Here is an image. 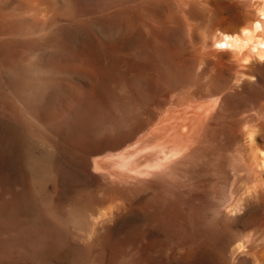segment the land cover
I'll return each instance as SVG.
<instances>
[{"label":"rangeland","instance_id":"rangeland-1","mask_svg":"<svg viewBox=\"0 0 264 264\" xmlns=\"http://www.w3.org/2000/svg\"><path fill=\"white\" fill-rule=\"evenodd\" d=\"M0 2H2V1H0ZM84 2L86 4L81 11V14L79 16V18H81V19L78 22L76 27L69 26L66 24H64V25L60 24V26H57V28L48 30L51 27L52 22L54 21V18H53L54 15H59V16L62 15L63 16L66 14V12H64L62 7L57 5L56 7L51 8L49 10V12H51V13L46 14L48 16H46L44 18L45 21L43 20V18L41 21L39 19H34V20L30 21L31 24H29V25L31 26L33 24L32 27H35V28L31 27L32 29L29 30V28H30V26H29V28L28 29L26 28V30H25V32H27V33L26 34H24L25 32L23 33L24 38L27 34L29 35L28 37L30 38V40H29L30 42H28V41H22L21 42L20 41L17 43L14 42L15 43L14 44L12 41H10L12 45H15V46H13L15 48H13L11 46V44L10 45L8 44L9 42L4 44L5 41L4 42L0 41V44L3 43L5 45V46L1 45V48H0V53H1L0 54V149H1L0 150V255H1L0 256V258H1L0 264H3V262H4V264H198V263L199 264H209V263H211V264H223L224 262H225L224 264H232V262L230 263V261L228 262V260L233 261V259H231V258H234L235 255H233L232 251H234V254H235V252H236L235 248L236 247H233L235 250H233V248H232V251H231L232 253L230 252L231 255H228L230 253H227V254L223 253L222 250L219 251L221 249V244H223L225 239H233V237H235V239H233V240L237 239L236 245L240 242V243H244V244H246V246H248L249 243L248 242L245 243V242L248 241L249 240L248 237L253 236L252 233H254V236H257V237L259 236L258 237L259 239L256 238L257 240L255 238H253V239H255L253 241L254 242L256 241L255 245H257L259 248H261L262 246L264 247V243H263L264 242V222H262V221H264V204H263V207H262V205L260 206V203L262 202L261 201L262 198L261 199H259L257 197H256L257 199L254 198L255 196H253L254 194H253V190H252L253 189L252 187H254V186L249 185L250 187L248 189L246 188L247 190H250V188H251L252 191L250 190L247 192L246 189H244L245 191L244 190L240 191L243 194L242 197L248 198V199L247 198L245 199L248 201V202L247 201L245 202L246 206H247V208L245 207V209L246 210L249 209V210L248 211H245V209L242 210L244 213L242 211L241 212L244 215L239 213L236 217H234V218H237L238 216H240V217H238L237 220L235 219L236 221L234 220L233 217H231L232 215L230 216L226 212L228 209L230 210V207H229L230 204L228 202H225L227 196L225 197L224 194H226V193L222 192V187H221L222 183H224V185H222V186L225 187L227 185L226 187L228 188V185L230 184L228 182V180H230V179H227L226 177L232 175V177L230 176L231 180H232V178H233V180L236 179L234 181L233 180L230 181L232 186L230 184L228 189L227 188L223 189L224 191L228 190L227 191V195H228V193H230L231 190L235 189V187L236 188L238 187V185H236L237 180H238V182L240 181L239 179L234 177L235 175H234L233 169H232V168L235 169L236 164H237V162H236V160L238 158L237 157V155H238L237 151H238V148L240 145V142L238 140L241 139V135H242L241 134L242 132H240V131L244 130V128H242V130H240L241 127H239V123L243 121L240 124L244 123L245 128L255 126L257 123L261 126H264L263 125L264 124V120H263L264 119V115H263L264 114V85L262 83H260L261 82L260 80L264 81V57L259 56L260 57L259 58L257 56L258 59L256 57V59H257L256 60L255 59L256 55L254 53L255 56H253V58H251L252 54H250L251 52H250L249 48H247L245 51V53L247 55L246 57H248V58L250 57L249 60L247 59V62L251 61L250 63H252L251 59H253V62H254L253 64H255V65L251 64L250 65L251 68L248 65L249 63H247V66L249 67V69H247V66L245 63L246 61L244 62V64H243V62H241L239 64L236 62H231L226 58L224 61L225 65L222 66L223 69H221L219 66L217 67V65L215 64V65H212L211 67H209L207 69L200 70V72L197 73V72L193 71L189 66L179 65L180 61H184L182 58L183 57L182 54H185V51H183V49H181V48H178V49L176 48L177 55H176L175 59L172 61L171 72L168 73L165 69L166 63L163 62L162 60H160V58H158V59L155 58V56L153 55L152 48L150 47V45L147 41L145 31L138 28V27H135V26H137L135 24L132 25V26H134L133 29L135 30V34L138 37L137 38L134 34V30L132 32V30L130 29V25L133 24L132 19H131V14H134V16L138 17V19L141 23H146V22L149 23L151 21L152 22L150 24L154 23V19L149 14L147 6H143V5H142V7L140 6V4L143 2V0H132V2H129L127 0H107L104 3L97 1V0H88V1L85 0ZM4 3H5V1L3 2V4L0 3V4H2V5H0V7H1L0 9H2V12H3V6H4L5 12H3V13L7 14L8 13L7 11L11 10V3L7 2V4H9V6H7V4L5 6ZM136 4H138L139 6ZM5 7L7 10L5 9ZM251 10H252V8H249V11H251ZM10 12L8 14H11ZM173 13H174V11L172 9L163 8L158 13V19H160V22L163 24L167 23L169 21V19L171 18V16L173 15ZM50 15H52V16H50ZM104 15L109 16L107 20L102 19V17ZM124 17H126V18H124ZM130 20H131V24H130ZM208 20H209V18L206 15V13L204 15H202L199 19V22L197 24L196 29L192 33V35H193L192 43L193 44H191V46L193 45L192 47L194 48V50H196L195 49L196 47L199 50L201 49V48H199V47H201V43H202L201 39H199L201 37V35L205 34V32H209L210 30H212ZM120 22H122V23H120ZM45 23H46V25H45ZM116 23H117V25H116ZM123 23H124V26L121 25ZM116 26H117V28L124 30V31L121 33V30L117 29ZM132 26H131V28H132ZM113 27H114V29H113ZM126 27H127V29H126ZM122 28H124V29H122ZM27 30H29V31H27ZM31 31H33V32H31ZM107 31H108V33H107ZM119 31H120L121 35L118 33ZM110 32H112L113 34H115L117 32L118 35H120V36H116L117 35V33H116L114 38H113V35ZM124 32H125V34H124ZM31 33H33V35ZM44 33H46L44 36L45 40L43 38H39L40 37L39 35L44 34ZM47 33L49 36L47 35ZM199 33H202V34L199 35ZM123 34H124V36H123ZM131 34L133 36H130ZM140 34L142 35L141 37H140ZM107 36L109 37L110 40L108 39ZM111 36H112V38H111ZM36 37L39 38V41H35ZM117 37H119V38H117ZM131 37H133L134 39L132 38V40H130ZM103 38L108 39V41L110 43V50L105 57H103L104 51H103L102 45H101ZM162 38H163V42H166V40L168 39V37L166 35H164ZM40 39H42V40H40ZM111 40H112V43H111ZM129 40H130V42H129ZM122 41H124V42H122ZM118 42H119V44L117 46ZM7 44L12 49H16V50H12L10 47L7 46ZM26 46H27V48H26ZM121 46H123V48H120ZM86 48H89L90 50L93 51V53L95 54V58L97 61L98 68L106 76V79L103 82H100V86L102 87V89H104V93L107 96V102L104 104L99 103L98 101H94L90 97L91 95H89L91 93L90 89L88 87H85L82 84L78 83L76 80V77L68 71V69L73 68V67L74 68H80V66L82 65V61L79 60V59H81L80 55H81L82 50H84ZM17 49H19V50H17ZM24 49L26 51H24ZM41 49H43V50H41ZM118 49L120 50V52ZM124 49H125V51H123ZM129 49H131V50H129ZM6 50L8 52H6ZM143 50H145L144 53H146V54L149 51L148 54H151V55H148V56L145 55L144 53H142ZM199 50H196V51L199 52ZM10 51H11V53H10ZM37 51L39 52V54L36 53ZM115 51H117V53H115ZM128 51H130V52H128ZM161 51H163V48L161 49ZM248 51H249V53H248ZM40 52H41V54H40ZM3 53H4V55H3ZM13 54H15V56ZM23 54H26V55H23ZM115 54H118V55H115ZM39 55H40V57H39ZM41 55H42V57H41ZM124 55H128V56H124ZM130 56H131V58H130ZM31 57H32V59H31ZM123 58H125V59H123ZM261 58H263V59H261ZM23 59H26V60L30 59L34 64L38 63L37 65H39L43 68L49 69L53 72H58V71L64 72L63 75L61 76V78H60V75L56 77V79H55L56 83L69 84L73 88V90L70 91V89L67 90L65 88V90H64L63 88L60 89V87L56 86L55 88H48V89L44 90L43 92L38 91V93L40 92L38 94V96L33 97V99H35L34 102L31 101L30 104L28 102V106H27L25 111L27 113L29 112L35 118L37 117L36 118L37 121H35V123H33V125H34L33 131H34L35 135H39V137H38L39 141H38L37 136L33 135L32 131L30 134L29 128L26 129V126L24 124L17 123V121H19V120L16 119L15 113L19 112V110L16 109V107L18 108V105H17V102L15 101V98H13V96L11 95V92L9 91L10 76H9L5 66L10 61H23ZM126 59L128 61L129 60L130 61L128 62ZM114 60H118V61H114ZM128 63L131 65H127ZM139 63L140 64L142 63V64L140 65ZM117 64L119 66H122V67H119ZM230 64H231V66H230ZM1 65H3V66H1ZM149 65H152V66L150 67ZM158 65H160V66H158ZM237 65H239V66H237ZM242 67H244V69ZM162 68H163V70H162ZM238 68H240V69H238ZM124 69H125V71H124ZM133 69H135V70H133ZM146 71L150 72V73H148L147 76H146V73H147ZM153 71H155V72H153ZM106 72H107V74H106ZM243 74L256 75L257 78L259 79V81L257 79L256 80L252 79L253 81L251 83H245V84H241V85L239 83V85H237V86L234 85L233 83H235L234 81H236L237 77L239 78V76L240 75L243 76ZM111 75H113V77ZM160 76H161V78H160ZM165 77H166V79L172 77V79H174V80H179L181 78L187 79V83L185 86H183V87H178V85L176 86L177 87L176 94L179 97H184V98L199 97L200 95H203V94H218V95H222V97H223V103L220 107H212V106L209 107L212 114L209 117L210 119L208 118L209 121L207 120V122H205L201 128L203 133L204 132H206L205 134L209 133V136L207 135L209 138L207 136H205V137H207L206 138L207 140L205 138H203L204 137L203 135H205V134L202 133V135H200L201 130L199 132V135L201 137V138L199 137L200 140L197 139L198 137H196V139L198 140V143H199L203 139H204V141H208V139L211 138V135H213L212 138H214V139H212V141L209 140L211 142L204 144V145H207L208 150L206 149L205 152H203L201 150H199V151H201V152H199L197 150L195 157H194V161H196V162L198 160H195V158L199 159L200 156L204 158L203 160L206 159V162L204 161L205 163H203V164L197 162L198 164H194V166H193V162L191 160L190 161L186 160L185 162H183L186 164L189 163V165L191 162L192 167L191 166L189 167V165H186V164L184 166V167L188 166L190 168V172L192 171L189 175L190 177L189 176L186 177L184 175L185 173L187 175L189 174L188 168L186 169L183 167L184 168L183 169L181 167V169H183L184 172H183V170H181L182 172L178 170L179 177L177 176L178 173L176 172L177 175L175 178H173V177L175 174L174 170L176 171V169L173 168L172 171L169 170L170 172H173V174H172L173 177H172L171 181H170V179L168 180V183L170 181L173 184L174 188L171 184V189H175V188L177 189V191L175 190L176 192L174 191L176 198L174 196L169 197L170 192H173V190H171V189H170L171 191L168 192L169 195L167 198L166 197L167 194H165L168 191L167 186H165V188H167V189H165L164 185L160 184V187H159L160 191L162 192V189L165 190V191L163 190V192H162V193L165 192L164 193L165 195H163L160 191H158V189H159V188L157 189L158 185L156 187L155 186L156 183H155V185H154L155 189H157V192L160 193V195H157L158 193L155 192L156 190H153L154 186L151 185L152 183L150 182L152 180V178H150L151 179L150 181L148 180L150 183L147 180L145 181V179L141 180V181H139V180L137 181V179H135V180L134 179H128L131 181L127 180L126 182L127 183L130 182V183L128 185L126 184V186L131 185V187L132 186L134 187L136 184H139V185H137V186H139V188L137 187L139 190H137V188H133V187L131 188L130 186L128 187L127 191H129V193L130 192H138V194L140 193V195H138L137 193H135V195H132V193H131V195L133 196L132 198L130 197L129 194H127V192H124V189L127 187H125V188L123 187V191H121L122 188H121V190L119 189L121 192L119 190H117L118 187L120 188V185L122 187L123 183H125V182H123V183L118 182L120 185L118 186L117 184H115L118 186L117 187L114 185V183H111L109 181V183H111L110 185L111 186L114 185L112 187L113 188L115 187V189L117 190L118 193L120 192L122 195L124 192V195L121 197H125L127 195L123 200H124V202L126 201V203H128L129 206L125 207L126 206L125 205L124 207L123 206L122 207L126 208V209L130 207L129 209L132 208V210L127 209L126 211L129 210V213L126 214L125 209L122 208V210H124V211L122 212V210L120 209V211L118 210L119 212H117V213H122V215L124 214L123 215L124 218L121 216V214H119V215H116L112 219V220L115 219L114 222L113 221L109 222L107 219H105L106 220L105 221L104 219H102L98 216V209H99L98 207L104 204L101 202L107 203L106 201H108V200L112 201V198L113 199L116 198L114 196L117 194L115 193L114 189L109 188V187H111L109 184H108L109 186L106 188L103 186V184L105 182V181L103 182V180L104 179L106 180L107 177L106 176L104 178L102 176H101L102 178L99 177L100 174L103 172L99 169H98V171H93V170H97V169L93 167L94 169L92 170V167H90L86 164V162L84 161V159L82 157L81 152L83 150H85V151H94V150L98 151L99 150L98 148H100V144L103 141L106 142V144L108 146L114 147V145H116L117 142L121 138H123V136H124L123 134L125 133V130H127L128 128H130L132 126L136 127V125H138V124H134L135 125L134 126L133 123H138L142 117L145 118V116H143L144 111H148V110H146L147 108L146 109H144V108L148 105L149 97L151 96V94L154 90H158V89L161 90L165 87V81H164V80H166ZM151 78H154V79H151ZM160 79H161V82H160ZM109 82H111V83H109ZM128 82H130V83H128ZM141 82H142V84H141ZM113 84H116V85L119 84V85H117V87H116ZM139 85L144 87V88L142 89V87H141V89H142L141 90L139 88ZM193 87H196L195 90L193 89ZM109 88H110L111 92L109 91ZM128 88L130 89L129 91H128ZM122 90H123V93H122ZM133 91H136V92L134 93ZM138 91L139 92L141 91L142 93H139ZM234 91H235V93H233ZM83 92H84V94H83ZM108 93H110L112 98L110 97V95ZM123 94H124V98H123ZM229 94H231V95H229ZM132 96H133V99H132ZM145 96H147V97H145ZM31 97L32 96H30L29 99H32ZM120 97L123 100L119 99ZM109 98H111V99H109ZM146 98H148V99H146ZM159 99H160V107L158 109H160V110L158 111V109L151 108V109H153L152 110L153 113L152 112L148 113L149 115L151 114L150 115L151 119L153 118V121L156 123L159 122V121H157L159 119V115L162 114V116L164 115V117H165L168 114H170V115L174 114V111L176 110V107H174V105L172 104L174 109H175L172 112V107H169V103H168V101H166L165 96L163 97V95H162V97L160 96ZM66 100H70V101H66ZM87 100L89 102H87ZM111 100H112V102H111ZM131 100H133V102ZM124 102H126V103H124ZM135 102L137 103L138 109L135 107V105H136ZM114 103L116 105H114ZM117 103H120V105ZM167 103H168V105H167ZM123 104L126 106L123 107ZM13 106H14V108H12ZM113 106H115V107L113 108ZM116 106H118V107L116 108ZM131 106H133V108H134V109L132 108L133 111L131 109ZM138 106L141 107V109H140L141 112L138 111V113H136V111L139 110ZM170 106H171V104H170ZM67 107H69V108H67ZM166 107L170 108V109L168 112L167 111L165 112L167 114H164L163 109L165 108V110H168ZM9 108H12L13 111ZM28 109H29V111H28ZM30 109H31V111H30ZM124 109H125V111H124ZM143 109H144V111H143ZM14 110H17V111L14 112ZM122 110H123V112H122ZM154 110L155 111L157 110L160 113L156 114V112ZM170 110H171V112H170ZM243 111H244V114H241ZM105 112H106V114H105ZM134 112H135V114H134ZM246 112H248V113H246ZM117 113L119 115H117ZM127 113H128V115H127ZM131 113H133L132 118L130 115ZM256 113H258V114L262 113V114L255 118L253 116H255ZM120 114H122V115H120ZM136 114H138V116H140V114H141L142 116L138 117ZM245 114H247V115L245 116ZM108 115H109V117H108ZM134 115H136L135 118L133 117ZM156 115H158V116H156ZM114 116H116V117H114ZM242 116H243V119L245 116L246 120H248L247 123L245 122L246 121L245 119L244 120L242 119ZM150 117H149V120H151ZM156 117L158 118L157 120H156ZM247 117H249L251 120H249V118H247ZM251 117H253V119ZM128 119H131V121ZM133 119H135V120L137 119L136 120L137 122H134L135 120H133ZM239 119H242V120H239ZM253 120L256 121V124H254V125H253V122H254ZM262 120H263V122H262ZM129 121L131 123H129ZM251 121H253V122L251 123ZM13 122H14V124H13ZM120 122H121V124L119 125ZM260 122H262V123L260 124ZM156 123H153V124H156ZM210 123H211V125L207 127V125H209ZM20 124H22L24 126H22ZM68 125L71 128H75V130L68 132V133L63 131L64 127H67ZM124 125L126 127H124ZM145 125H146V127H144ZM147 125H148L147 123H145L143 125V130L145 129L144 131H146V129L149 128V126H147ZM85 126L92 129L93 134H92V137L90 138V140L88 142H86V144L83 143V144L78 145V146H77V144L71 145V143H72L71 141H73V140L75 141L74 137L78 136L80 134L79 129H81L82 127H85ZM114 126L116 128L113 129ZM240 126L243 127V125H240ZM48 127H55L57 129H59V132H53ZM44 129L45 130L49 129V130L45 131ZM112 129H113V131H112ZM116 129L117 130L119 129V130L116 131ZM23 130H25V131H23ZM36 130H38V131H36ZM39 130H40V132H39ZM238 130H240V131H238ZM114 131L118 132L119 134H121V132H123V133L119 137L118 133L113 135ZM21 132H23V135H25L26 138H25V136L23 137ZM28 132H29V134H28ZM41 132H44L45 136H42L43 134ZM235 132H237V133H235ZM26 133H27V135H26ZM38 133H41L42 135L38 134ZM115 135H117V136L115 137ZM196 135L198 136V133ZM33 137L35 139L37 138L36 141L34 140ZM40 137H41V139H45V140L41 141ZM45 137H48L47 138L48 141L46 140ZM49 137H51V138H49ZM194 137H195V135H194ZM53 138L55 139V141ZM115 138L117 140H115ZM26 139L28 142L26 141ZM233 139H234V141H233ZM21 140H23V142ZM57 140H58V142H56ZM197 140H195V141H197ZM40 141L43 143L41 144ZM46 141L49 145L46 143ZM202 142H200V143L203 144ZM45 143H46V145H45ZM60 144H61V146H60ZM201 144L198 147V149L201 148V146H202ZM62 146H64V147H62ZM203 150H205V147ZM28 151H29V153H28ZM79 151H81V152L79 153ZM30 154H32V155L30 156ZM210 154H211V157H209ZM215 155H217V156H215ZM223 155H224V157H222ZM206 156H208L209 158H206ZM220 156L224 160L221 161ZM218 157H220V158H218ZM217 158L220 161L216 160ZM30 159H32L34 161H32V160L29 161ZM30 162H32V163H30ZM204 165H206V166H204ZM180 166H181V164H180ZM182 166H183V164H182ZM31 167H35V168H31ZM176 167H177V169H179V166H176ZM201 167H202V169H201ZM84 168H85V170H84ZM86 168H87V170H86ZM203 168H204V172H201V171H203ZM229 168H231L232 171ZM31 169L32 170L36 169V171H35L36 173L34 172V170L32 171ZM193 169H195V171ZM199 170H201V171H199ZM89 171H91V172H89ZM193 171H194L195 175H196V172L199 171V175L197 174L196 175L197 177L195 175L191 176V174H193ZM216 171H220V174H223V175L221 176L219 174V172L215 173ZM226 171H228V176H225V175H227ZM38 172H39V174H38ZM170 172L168 173L169 176L171 175ZM31 173L32 174L35 173L34 174L35 176L33 177V175ZM95 173L96 174L100 173V174H98V176H97ZM205 173L207 176L205 175ZM103 174H101V175H103ZM35 178H37V179H35ZM98 178H99V181H98ZM170 178H171V176H170ZM190 178L192 179V183L197 182L196 184L199 187L198 189H197V187H196V190L192 189L194 187V183H193V186L191 188L192 183H191ZM198 178H199V180H198ZM223 178H224V181H223ZM34 179L36 181L37 180L40 181V183H38L39 181L37 182L39 184L38 186H37V184H35L36 187H34V185H33ZM165 179H167V177H165ZM108 180H110V179H108ZM132 180H134V181H132ZM175 180L177 181V183H175L176 182ZM179 180L181 183L179 182ZM181 180H183L184 182ZM101 181H102V184H101ZM153 181H154V178H153ZM186 181L189 184L190 183L191 184L187 185V186L184 185V184H186ZM225 181H227V184ZM145 182H146V186H148L149 188H150L149 185H151V187L153 186L152 190L149 189L150 191H152L151 194H150V191L148 192V190L144 191ZM147 182L149 185L147 184ZM182 182L184 184H182ZM179 183H180V185L182 184L184 187H181L182 185L181 186H179V185L175 186L174 185V184H179ZM199 183H201V184H199ZM100 184H101V187L103 186L102 189H101V187H99ZM106 184H107V180H106ZM106 184H104V185L107 186ZM215 184L219 185L220 187H218ZM167 185H169V184H167ZM234 185H236V186H234ZM38 187H39V191L33 190L35 188H36V190H38L37 189ZM140 187H143V189H141ZM179 187H181L183 191H186L189 188L191 189V190L189 189L190 191L194 190V191H192V193H190V191L188 190V192H186V195H184V196L188 197L189 200L187 198H184V196L182 195L184 193L183 191H182V194L181 193L179 194V192L181 191ZM217 187H218V190L221 189L220 190V193L222 192L221 196L218 194L219 191H216ZM107 188L109 191L106 192ZM169 188H170V186H169ZM205 188L207 190H204ZM130 189H136V190L130 191ZM112 190H114V191H112ZM99 191H101V192H99ZM141 191H143V192H141ZM195 191H196V194H195ZM212 191L213 192L216 191L217 198L220 196L219 200L223 201L225 199V201H223L224 202L223 206L221 205V203L218 202V199L215 198L216 194L213 193ZM109 192L111 194H109ZM244 192L248 193L252 199H255L256 201L258 200L257 201L258 203H256V201L254 200L255 201V204H254V201L252 199H249L248 194L246 195V194H244ZM250 192H252V193H250ZM102 193L104 195L105 194H107L108 196L110 195V198L107 197V195L100 196ZM112 193L113 194L115 193V195H113ZM198 193L199 194L201 193V194L199 195ZM171 194L173 195V193H171ZM206 194L209 198L206 196ZM210 194L211 195L213 194L214 196L213 195L211 196ZM240 194L241 193H239V195ZM146 195H147V197H146ZM180 195L183 199L181 197H179ZM223 195H224V197H223ZM239 195H237V196L239 197ZM118 196H120V194H118L117 197ZM128 196L131 199V203L133 205L132 207L130 206V201L127 202V199H129ZM159 196H160V200L158 198ZM199 196H200V199H199ZM105 197H107L108 199L106 198L107 200L101 201V199L103 198V200H104ZM165 197L167 198L166 200H164ZM189 197H191V198H189ZM212 197H214L215 200ZM17 198L20 200L18 201ZM94 198H96V199H94ZM99 198H100V200H98L96 202V200ZM133 198H135L134 199L135 201L138 200L136 202L138 205L133 204L135 202L133 200ZM161 198H164V199H161ZM170 198L171 199L175 198V201L172 202L173 201V199H172L171 202L167 203ZM180 198L182 201L180 200ZM193 198L196 201H194ZM116 199H117L116 201H119L121 198L119 200H118V198H116ZM185 199L187 201V204L185 202V205H184ZM190 199H192V201H190ZM202 199H204V200H202ZM211 199L213 202L214 201L215 202L213 203L211 201ZM123 200H120V202ZM141 200H143V201H141ZM92 201H94L95 203L94 202L92 203ZM109 201L107 204L110 205V207H112L111 204L109 203ZM116 201H113L112 205H113V203L114 204L117 203ZM180 201H181V203L179 204ZM197 201L200 202L198 205H197V203H198ZM201 201H202V203H201ZM120 202L117 203V204H119V206H120ZM175 202H176V204H174ZM182 202H183L184 206L182 205ZM251 202H253L252 203L253 206L249 205V204H251ZM263 202H264V200H263ZM165 203L167 205H165ZM170 203L173 206L169 205ZM98 204H100V205L98 206ZM122 204H124V203H122ZM148 204L151 205L152 208L150 206H148ZM152 204H154V205H152ZM206 204H208V205H206ZM257 204H259V205H257ZM142 205H144V206L142 207ZM168 205H169V207H168ZM192 205L194 207H192ZM199 205L201 206L200 208H199ZM216 205L219 208V210L217 209ZM254 205L255 206L257 205V206L254 208ZM94 206H96L95 209H94ZM115 206L113 205V209H114L113 211H115V208L117 210V205L115 204ZM153 206H155V207H153ZM165 206L168 208H166ZM176 206L180 212L177 210ZM248 206H249V208H248ZM250 206L253 207L252 208L253 210L254 209H256V210L252 211V209H250L251 208ZM138 207H140V208H138ZM164 208H166L167 212H169V213H167L166 209L164 210ZM224 208L225 209L228 208V209L224 210ZM118 209H119V207H118ZM135 209H136V211H135ZM138 209L139 210L141 209V210L138 211ZM152 209H154L155 212L152 211ZM192 209H194V210H192ZM92 210L93 211L97 210V213H96L97 216H95V215H93V216L95 218L96 217L99 218V220H96L97 218L96 219L94 218L95 221L94 220L92 221V222H97V224L94 223L95 225L93 223H92L93 225L90 224L91 223L90 221L93 219V216L90 215V212H91V214H95V212H93ZM133 210L135 212H133ZM145 210L148 211V214H147V211H145ZM163 210L165 211V213ZM172 210H174V211H172ZM130 211H132V212H130ZM149 211H150L151 215L153 213H156V214H153L151 217L149 214ZM219 211H220V215H221V213L223 214V216H221V219H220V217L217 216ZM88 212H89V214H88ZM145 214H147V215L145 216ZM158 215H160L161 217L162 216H164V217L160 218ZM85 216H86V218H85ZM91 216H92V219H91ZM208 216L209 217L210 216H217L216 218L215 217H210V218L217 219L220 222H216L214 219H213L214 220L213 221L212 219H209ZM89 217H90V219H88ZM120 217H122L123 219ZM222 217H223V219H222ZM101 219H102V221H101ZM155 219H156V221H155ZM246 219L249 221H247ZM163 220H165V221H163ZM210 220H211V223L216 224L215 226L217 228L214 226V224L210 225V223H209ZM221 220H223V221L221 222ZM103 221H105V223H107V222L111 223V224H109L110 228H109V226H108V228H105L103 225H106V224H104ZM204 221L208 224H204L205 223ZM195 222H197V223H195ZM230 222L233 223L232 224L233 226L229 225L226 228L225 225L230 223ZM101 223H102V225H100ZM114 223H115V225H114ZM217 223H221V225L217 224ZM258 224H259V226H258ZM107 225H108V223H107ZM208 225H209V227H208ZM218 225H220L221 227L223 226L224 229L223 228L222 229L225 231H223L221 229L222 232L219 233V231H220L219 229L221 227ZM99 226H103L104 228L101 227L102 228L101 229V228H99ZM199 226H201V227H199ZM211 226H213L212 228L215 230H213V229L211 230ZM89 228H91L92 231L94 229L93 233L90 232L91 230ZM99 229H100V232H99ZM202 229L204 230L205 233H203ZM252 229L254 232L252 231ZM199 230H201V231H199ZM88 231H89V233H88ZM259 231L261 232V234ZM213 232L215 234H213ZM90 233L93 235L90 236L89 235ZM250 233H251V235H250ZM81 234H83V235H81ZM220 234L222 235L221 237H220ZM224 234H225V236L226 235L227 236L223 237ZM246 234H249V235H246ZM245 235L247 237H244ZM207 236L209 237V239H207L208 238ZM192 237H193V239H192ZM87 238H89V240H92V241L89 242V240ZM216 238H217V240H216ZM244 238H246L247 240H245ZM198 239H199V241H197ZM242 239L245 240V242L244 241L241 242ZM250 239L252 241L251 237H250ZM201 240H203L204 242H202ZM215 240L217 242H215ZM219 240L220 241L223 240V241H221V243H220ZM238 240H239V242H238ZM209 241H210V243H209ZM211 241H212V245H211ZM253 241L251 243L254 246ZM195 242L197 245L195 244ZM199 242H201V244ZM203 243L204 244L208 243V244L204 245ZM194 244H195V246H194ZM198 245L200 248L196 247ZM252 245L250 244L249 248H253ZM190 246H191V249L188 250L190 248ZM194 247H195V249H194ZM255 247L253 248L254 250L249 249L248 247H247V249L252 250L253 253H255V250L259 249L257 247L255 248ZM263 247L261 249H263ZM192 248H193V250H192ZM201 248H203V249H201ZM211 249L212 250L215 249V250L212 251ZM247 249H246V251H247ZM205 250H208V251L210 250L209 252L207 251V253H211V254H207ZM199 251L201 252V254L199 253ZM194 252L197 253V255L200 254L199 256L196 255L197 259L195 258L196 256L194 255ZM244 252H241V253H244ZM241 253L239 252L238 256L237 255L236 256L238 258L240 256L242 259L240 258L237 261V262L240 261L239 263H235L236 260H234V264H254L255 263V262H253L252 258H250L251 260L249 259V261H247V262L245 259V258H248L250 255H252L253 254L252 252L248 251V253H246V254L244 253L245 255L244 254L241 255ZM249 253H250V255H247ZM187 254H189V256L191 254V256L189 257ZM258 254L259 253L256 252V254H253V257L255 258ZM208 255H210V256L208 257ZM215 255H217V256H215ZM226 255H227V257H226ZM186 256H188L189 258H187ZM217 257H219V258H217ZM6 258H8L9 260H7ZM188 259H189V261H188ZM3 260H5L6 263ZM196 260H197V262H194ZM212 260H213V262L215 261L216 263L215 262L213 263ZM203 261L206 263H204ZM218 262H220V263H218ZM257 262L258 261H256V264H257Z\"/></svg>","mask_w":264,"mask_h":264},{"label":"bare ground","instance_id":"bare-ground-1","mask_svg":"<svg viewBox=\"0 0 264 264\" xmlns=\"http://www.w3.org/2000/svg\"><path fill=\"white\" fill-rule=\"evenodd\" d=\"M0 1H2V2H0V3H2L3 4V2L5 1V6H6V4H7V2H10L11 3V12L10 11H7L8 13L10 12L11 14H6V13H3V12H5L4 11V6H3V12H2V9H0V41H2V42H4V44L5 43H7V42H9L8 44L10 45L11 44V42L10 41H12L13 43L14 42H22V41H28V42H30L29 40H30V38L28 37L29 35L27 34L26 36H25V38L23 37L24 36V34H26L27 32H25V30H26V28L28 29L29 28V24H31L30 23V21L31 20H34V19H39L40 21L42 20V18H43V20H44V18L46 17V16H48V15H46V14H48V13H51V12H49V10L51 9V8H54V7H56L57 5H59V6H61L62 7V9L64 10V12H66V14L65 15H54V21L52 22V24H51V27L48 29V30H51V29H54V28H57V26H60V24L61 25H64V24H66V25H69V26H74V27H76L77 26V24H78V22L80 21V19L81 18H79V16H80V14H81V11H82V9L84 8V6H85V0H0ZM88 1V0H87ZM97 1H100V2H106L107 0H97ZM127 1H129V2H132V0H127ZM141 3V2H140ZM2 4H0V5H2ZM134 4V3H133ZM136 5H138V4H136ZM142 5L143 6H147V9H148V12H149V14L151 15V17L154 19V23L153 24H150L151 22H146V23H141L140 21H139V19H138V17H136V16H134V14H131V19H132V23L133 24H131V20H130V29L132 30V32H133V27L134 26H132V25H137V26H135V27H138V28H140V29H142V30H144L145 31V33H146V37H147V41H148V43H149V45H150V47L152 48V52H153V55L155 56V58H160V60H162L163 62H165L166 63V71L168 72V73H170L171 72V65H172V61L175 59V57H176V55H177V53H176V48L178 49V48H181V49H183V51H185V54H182L183 55V60L184 61H180L179 62V65H185V66H189L193 71H195V72H197V73H199L200 72V70H204V69H207V68H209V67H211L212 65H217V67L219 66L221 69H223L222 68V66H224L225 65V59L227 58L229 61H231V62H236V63H241V62H243V64H244V62L246 63V66H247V63H249L248 65H249V67L251 68V64L252 65H255V64H253L254 62H253V59H251L252 60V63H250V62H247V59L249 60L250 59V57L248 58V57H246L247 55H246V53H245V51H246V49L247 48H249V50H250V54H252V57L251 58H253V56H255V59H256V57L258 56H263L264 57V0H143V2L140 4V6L142 7ZM7 6H9V4H7ZM97 6V5H96ZM131 6V5H130ZM139 6V5H138ZM1 8V7H0ZM8 8V7H7ZM128 8V7H127ZM163 8H168V9H172L173 11H174V13H173V15L171 16V18L169 19V21L167 22V23H161L160 22V19H158V13L160 12V10L161 9H163ZM249 8H252V10L251 11H249ZM5 9H6V7H5ZM7 10V9H6ZM206 13V15L208 16V18H209V20H208V22H209V24H210V27H211V29L212 30H210L209 32H205V34H203V35H201V37L199 38V39H201V41H202V43H201V47H199V48H201L200 50L196 47L195 49L196 50H199V52H197L196 50H194V48L191 46V44H193L192 43V37H193V35H192V33L194 32V30L196 29V27H197V24H198V22H199V19H200V17L202 16V15H204ZM120 14V13H119ZM137 14V13H136ZM15 16V17H14ZM50 16H52V15H50ZM49 16V17H50ZM115 16V15H114ZM108 15H104L103 17H102V19H105V20H107L108 19ZM127 17V16H126ZM126 17H124V18H126ZM123 18V17H122ZM128 18V17H127ZM49 19V18H48ZM129 20V19H128ZM45 21V20H44ZM125 22V21H124ZM120 23H122V22H120ZM33 25V24H32ZM32 25L30 26V28H29V30H31L32 28H35V27H32ZM45 25H46V23H45ZM116 25H117V23H116ZM119 25V24H118ZM121 25H123L124 26V23L123 24H121ZM120 26V25H119ZM118 26V27H119ZM122 26V27H123ZM129 26V25H128ZM131 26H132V28H131ZM32 27V28H31ZM48 28V27H47ZM46 28V29H47ZM112 28V27H111ZM116 28H117V26H116ZM115 28V29H116ZM199 28V27H198ZM113 29H114V27H113ZM117 29H119V28H117ZM122 29H124V28H122ZM126 29H127V27H126ZM29 30H27V31H29ZM36 30V29H35ZM34 30V31H35ZM110 30V29H109ZM119 30H121V29H119ZM130 30V31H131ZM200 30V29H199ZM106 31V30H105ZM124 30H121V33L123 32ZM126 31V30H125ZM198 31V30H197ZM25 32V33H24ZM31 32H33V31H31ZM42 32V31H41ZM114 32V31H113ZM128 32V31H127ZM137 32V31H136ZM24 33V34H23ZM35 33V32H34ZM107 33H108V31H107ZM110 33H112V32H110ZM109 33V34H110ZM117 33V32H116ZM115 33V34H116ZM119 34H120V31L118 32ZM118 33H117V35L116 36H120V35H118ZM142 33V32H141ZM203 33V32H202ZM202 33H199V35L200 34H202ZM23 34V35H22ZM32 35H33V33H31ZM30 34V35H31ZM45 34L46 33H44V34H41V35H39L40 37L39 38H43L44 39V36H45ZM108 34V35H109ZM115 34H113L112 33V35H113V38H114V36H115ZM124 34H125V32H124ZM124 34H123V36H124ZM134 34H135V30H134ZM37 35V34H36ZM47 35H48V33H47ZM105 35V34H104ZM138 35V34H137ZM164 35H166L167 37H168V39L166 40V42H163V36ZM49 36V35H48ZM129 36V35H128ZM130 36H133L132 34L130 35ZM129 36V37H130ZM135 36H136V34H135ZM139 36V35H138ZM142 35L140 34V37H141ZM144 36V35H143ZM105 37V36H104ZM108 37V36H107ZM137 37V36H136ZM39 38H37L36 37V39H35V41H39ZM111 38H112V36H111ZM116 38V37H115ZM117 38H119V37H117ZM123 38V37H122ZM132 38L133 37H131V39L130 40H132ZM138 38V37H137ZM108 39H109V37H108ZM108 39H106V38H103V40H102V49H103V51H104V56L103 57H105L106 55H107V53L109 52V50H110V43H109V41H108ZM121 39V38H120ZM134 39V38H133ZM195 39V38H194ZM40 40H42V39H40ZM45 40V39H44ZM110 40V39H109ZM116 40V39H115ZM127 40V39H126ZM130 40H129V42H130ZM121 41V40H120ZM134 41V40H133ZM146 41V40H145ZM46 42V41H45ZM115 42V41H114ZM113 42V43H114ZM122 42H124V41H122ZM48 43V42H47ZM111 43H112V40H111ZM116 43V42H115ZM132 43V42H131ZM3 43L2 44H0V48H1V45H4ZM8 44H7V46H8ZM15 44V43H14ZM118 44H119V42L117 43V46H118ZM121 44V43H120ZM125 44V43H124ZM128 44V43H127ZM46 45V44H45ZM115 45V44H114ZM113 45V46H114ZM130 45V44H129ZM5 46V45H4ZM11 46L13 47V46H15V45H12L11 44ZM23 46V45H22ZM53 46V45H52ZM120 46V45H119ZM124 46V45H123ZM123 46H121L120 48H123ZM144 46V45H143ZM3 47V46H2ZM8 47H10V46H8ZM17 47V46H16ZM30 47V46H29ZM128 47V46H127ZM11 48V47H10ZM13 48H15V47H13ZM26 48H27V46H26ZM134 48V47H133ZM163 48V51H161V49ZM6 49V48H5ZM8 49V48H7ZM12 49V48H11ZM149 49V48H148ZM9 50V49H8ZM12 50H16V49H12ZM17 50H19V49H17ZM33 50V49H32ZM41 50H43V49H41ZM119 50V49H118ZM129 50H131V49H129ZM133 50V49H132ZM254 52H253V51ZM24 51H26L25 49H24ZM23 51V52H24ZM34 51V50H33ZM47 51V50H46ZM123 51H125V49L123 50ZM147 51V50H146ZM6 52H8L7 50H6ZM119 52H120V50H119ZM118 52V53H119ZM128 52H130V51H128ZM145 52V50H143L142 51V53H144ZM5 53V52H4ZM4 53H3V55H4ZM10 53H11V51H10ZM9 53V54H10ZM19 53V52H18ZM25 53V52H24ZM30 53V52H29ZM36 53H38L39 54V52L37 51ZM115 53H117V51H115ZM133 53V52H132ZM131 53V54H132ZM148 53H149V51H148ZM146 54V53H144L145 55H151V54ZM248 53H249V51H248ZM254 53H255V55H254ZM1 54V53H0ZM21 54V53H20ZM40 54H41V52H40ZM137 54V53H136ZM11 55V54H10ZM14 56H15V54H13ZM22 55V54H21ZM23 55H26V54H23ZM115 55H118V54H115ZM114 55V56H115ZM120 55V54H119ZM17 56V55H16ZM33 56V55H32ZM81 59H79L80 61H82V65L80 66V68H70V69H68V71L72 74V75H74L75 77H76V80H77V82L78 83H80V84H82L83 86H85V87H88L89 89H90V94L89 95H91L90 97L94 100V101H98L99 103H102V104H104V103H106L107 102V96H106V94L104 93V89H102V87L100 86V82H103L105 79H106V76H105V74L98 68V65H97V61H96V58H95V54L93 53V51L92 50H90L89 48H86V49H84V50H82V52H81ZM121 56V55H120ZM123 56V55H122ZM124 56H128V55H124ZM251 56V55H250ZM8 57V56H7ZM6 57V58H7ZM10 57V56H9ZM39 57H40V55H39ZM41 57H42V55H41ZM46 57V56H45ZM118 57V56H117ZM258 57H257V59H258ZM50 58V57H49ZM128 58V57H127ZM130 58H131V56H130ZM147 58V57H146ZM260 58V57H259ZM31 59H32V57H31ZM40 59V58H39ZM48 59V58H47ZM116 59V58H115ZM123 59H125V58H123ZM256 59V60H257ZM261 59H263V58H261ZM46 60V59H45ZM127 60V59H126ZM146 60V59H145ZM51 61V60H50ZM114 61H118V60H114ZM128 61V60H127ZM130 61V60H129ZM128 61V62H129ZM161 61V62H162ZM8 62V61H7ZM43 62V61H42ZM52 62V61H51ZM55 62V61H54ZM150 62V61H149ZM153 62V61H152ZM6 63V62H5ZM125 63V62H124ZM127 63V62H126ZM146 63V62H145ZM38 64V63H37ZM37 64H34L30 59H23V61H10V62H8L7 64H6V66H5V68H6V70H7V72H8V74H9V76H10V80H9V91L11 92V95L13 96V98H15V101L17 102V105H18V108L16 107V109H18L19 110V112H16L15 113V117H16V119L17 120H19V121H17V123H22V124H24L25 126H26V129L27 128H29V130H30V134H31V131L33 132V135L34 136H37V138L39 137V135H35L34 134V125H33V123H35V121H37V117L35 118L34 116H32L29 112L27 113L25 110H26V108H27V106H28V102H29V104H30V102L32 101V102H34V100L35 99H33V97H35V96H38V94L40 93H38V91H44V90H46V89H48V88H55L56 86L57 87H60V89L61 88H63L64 90H65V88L68 90V89H70V91H72L73 90V88H72V86L71 85H69V84H60V83H56V77L57 76H59L60 75V78H61V76L63 75V73L64 72H53V71H51V70H49V69H46V68H43V67H41V66H39V65H37ZM40 64V63H39ZM110 64V63H109ZM121 64V63H120ZM140 64V63H139ZM142 64V63H141ZM140 64V65H141ZM155 64V63H154ZM118 65V64H117ZM124 65V64H123ZM127 65H131V64H127ZM153 65V64H152ZM152 65H149L150 67L152 66ZM157 65V64H156ZM155 65V66H156ZM1 66H3V65H1ZM61 66V65H60ZM119 66V65H118ZM158 66H160V65H158ZM230 66H231V64H230ZM229 66V67H230ZM237 66H239V65H237ZM117 67V66H116ZM119 67H122V66H119ZM132 67V66H131ZM249 67L247 66V69H249ZM112 68V67H111ZM228 68V67H227ZM243 69H244V67H242ZM241 68V69H242ZM246 68V67H245ZM113 69V68H112ZM126 69V68H125ZM125 69H124V71H125ZM160 69V68H159ZM238 69H240V68H238ZM246 69V70H247ZM253 69V68H252ZM133 70H135V69H133ZM161 70V69H160ZM162 70H163V68H162ZM57 71V70H56ZM105 71V70H104ZM129 71V70H128ZM141 71V70H140ZM226 71V70H225ZM233 71V70H232ZM243 71V70H242ZM147 72V71H146ZM153 72H155V71H153ZM135 73V72H134ZM148 73H150V72H147L146 73V76L148 75ZM232 73V72H231ZM106 74H107V72H106ZM117 74V73H116ZM131 74V73H130ZM129 74V75H130ZM125 75V74H124ZM140 75V74H139ZM171 75V74H170ZM169 75V76H170ZM112 77H113V75H111ZM115 76V75H114ZM168 76V77H169ZM151 77V76H150ZM157 77V76H156ZM167 77V78H168ZM111 78V77H110ZM124 78V77H123ZM143 78V77H142ZM159 78V77H158ZM160 78H161V76H160ZM58 79V78H57ZM151 79H154V78H151ZM165 79H166V77H165ZM232 79V78H231ZM252 79H254V80H258L259 81V79L257 78V76L256 75H253V74H250V75H246V74H243V76H239V78L237 77V79H236V81H234L235 83H233L234 85H239V83H240V85L241 84H245V83H251L253 80ZM113 80V79H112ZM118 80V79H117ZM143 80V79H142ZM141 80V81H142ZM148 80V79H147ZM164 80V79H163ZM58 81V80H57ZM115 81V80H114ZM138 81V80H137ZM165 81V87L163 88V89H158V90H154L153 92H152V94H151V96L149 97V101H148V105L144 108V109H146V110H148V111H144V109H143V111H144V115L143 116H145V118H141L140 120H139V122L138 123H133V125L134 124H138V125H136V127H130V128H128L127 130H125V133L123 134L124 136H123V138H121L118 142H117V144L116 145H114V147H110V146H108L107 144H106V142H102L101 144H100V148H98L99 150L98 151H96V150H94V151H85V150H83L82 152L81 151H79V153L81 152V154H82V157H83V159H84V161L86 162V164L88 165V166H90V167H92V170L94 169V168H96L97 170H93V171H98V169L99 170H101L103 173H101V174H103V175H101L100 173H98V174H100V176L99 177H107L106 178V180H107V184H106V180L104 179L103 180V182H104V184H106L107 186H105L104 184H103V186L106 188V187H108L111 183H114V185L115 184H117L118 186L120 185L119 183H123V182H125V183H123V186L121 187V185H120V188L117 186V185H115V186H117L118 187V189L117 190H121V188H122V190L121 191H123V187L125 188V187H127V188H125L124 189V192H127V194H129L130 195V197L132 198L133 196L132 195H135V193H137L138 194V192H130L129 193V191H127L128 190V187L130 186L131 187V185H129V186H126V184L128 185L129 183H127L126 181L128 180V179H137V181L139 180V181H141V180H144L145 179V181L147 180H151L150 178H152V180L150 181L152 184L151 185H155V183H156V187H157V185H158V187H157V189L160 187V184L161 185H164V188H165V186H167V188H168V191H167V193H165V194H167V198H168V195H169V191H171V190H173V192H170V196L169 197H172V196H174L175 198H176V196H175V192L177 191V189L175 188V189H171V179H172V174H173V172H170V171H172L173 170V168H175L176 169V171L174 170V177L173 178H175L176 177V172L178 173V170L179 171H181V170H183L184 168H188L189 170H188V172H189V174L187 175L186 173L184 174L186 177H188L189 175H190V173L192 172H190V166H191V162H190V165H189V163L188 164H186V163H183V162H185L186 160H191L192 162H193V166H194V164H198V163H201V164H203V163H205L206 162V159L205 160H203L204 158L203 157H201L200 156V158L199 159H196L195 158V160H198L197 162L196 161H194V157H195V154H196V152H197V150L199 151V150H201V151H203V152H205L206 151V149L208 150V148H207V145H204L205 143H209V142H211L212 141V139H214V138H212V136L213 135H211V138L210 139H208V141H204V139L203 138H207L208 136H209V133L208 134H205L206 132H202V130H201V128H202V126H203V124L205 123V122H207V120H208V118L210 117V115L212 114L211 113V111H210V106H212V107H220L221 105H222V103H223V97H222V95H218V94H203V95H200L199 97H190V98H184V97H179L177 94H176V89H177V85H178V87H183V86H185L186 85V83H187V79L186 78H181V79H179V80H174V79H172V77L171 78H168V79H166V80H164ZM261 82L260 83H262L263 85H264V81L263 80H260ZM117 82V81H116ZM126 82V81H125ZM140 82V81H139ZM160 82H161V79H160ZM109 83H111V82H109ZM122 83V82H121ZM128 83H130V82H128ZM125 84V83H124ZM140 84V83H139ZM141 84H142V82H141ZM113 85H115L116 87H117V85H119V84H113ZM160 86V85H159ZM115 87V88H116ZM124 87V86H123ZM130 87V86H129ZM141 87L142 86H140L139 85V88L141 89ZM221 87V86H220ZM112 88V87H111ZM127 88V87H126ZM144 87H142V89H143ZM185 88V87H184ZM195 88L196 87H193V89L195 90ZM80 89V88H79ZM118 89V88H117ZM133 89V88H132ZM135 89V88H134ZM137 89V88H136ZM141 89V90H142ZM219 89V88H218ZM78 90V89H77ZM112 90V89H111ZM124 90V89H123ZM123 90H122V93H123ZM130 89L128 88V91H129ZM146 90V89H145ZM88 91V90H87ZM109 91H110V88H109ZM114 91V90H113ZM120 91V90H119ZM111 92V91H110ZM134 93L136 92V91H133ZM139 92V91H138ZM144 92V91H143ZM82 93V92H81ZM127 93V92H126ZM129 93V92H128ZM139 93H142L141 91L139 92ZM163 93V94H162ZM192 93V92H191ZM233 93H235V91L233 92ZM73 94V93H72ZM83 94H84V92H83ZM109 95H110V93H108ZM145 94V93H144ZM163 95V97L165 96L166 97V101H168V103H169V107H172V112L175 110L174 109V107H176V110L174 111V114H168V115H166L165 117H164V115L162 116V114L161 115H159V119L156 117V120L157 121H159V122H154L153 121V118L151 119V117H150V115L148 114L149 112H152V110L153 109H158L159 107H160V99H159V97L161 96L162 97V95ZM115 95V94H114ZM129 95V94H128ZM127 95V96H128ZM134 95V94H133ZM148 95V94H147ZM150 95V94H149ZM229 95H231V94H229ZM30 96H32L31 98L32 99H29L30 98ZM131 96V95H130ZM144 96V95H143ZM110 97H111V95H110ZM117 97V96H116ZM122 97V96H121ZM121 97L119 98V99H121ZM145 97H147V96H145ZM112 98V97H111ZM111 98H109V99H111ZM118 98V97H117ZM123 98H124V94H123ZM132 99H133V96H132ZM144 99V98H143ZM142 99V100H143ZM146 99H148V98H146ZM163 99V98H162ZM121 100H123V99H121ZM120 100V101H121ZM129 100V99H128ZM66 101H70V100H66ZM118 101V100H117ZM130 101V100H129ZM128 101V102H129ZM132 102H133V100H131ZM45 102V101H44ZM86 102V101H85ZM87 102H89L88 100H87ZM110 102V101H109ZM111 102H112V100H111ZM115 102V101H114ZM122 102V101H121ZM120 102V103H121ZM139 102V101H138ZM146 102V101H145ZM46 103V102H45ZM71 103V102H70ZM120 103H117V104H119L120 105ZM124 103H126V102H124ZM136 103V102H135ZM168 103H167V105H168ZM113 104V103H112ZM128 104V103H127ZM130 104V103H129ZM142 104V103H141ZM162 104V103H161ZM170 104H171V106H170ZM174 105V107H173V105ZM5 105V104H4ZM15 105V104H14ZM37 105V104H36ZM93 105V104H92ZM114 105H116L115 103H114ZM118 105V106H119ZM146 105V104H145ZM166 105V106H167ZM252 105V104H251ZM71 106V105H70ZM90 106V105H89ZM118 106H116V108L118 107ZM124 106H126V105H124L123 104V107ZM140 106V105H139ZM138 106V107H139ZM11 107V106H10ZM61 107V106H60ZM91 107V106H90ZM115 106H113V108H114ZM135 107L137 108V103H136V105H135ZM12 108H14V106L12 107ZM12 108H9V109H11L12 110ZM33 108V107H32ZM67 108H69V107H67ZM129 108V107H128ZM133 108V106H131V109ZM151 108H153V109H151ZM167 108V107H166ZM63 109V108H62ZM65 109V108H64ZM76 109V108H75ZM121 109V108H120ZM119 109V110H120ZM134 109V108H133ZM133 109H132V111H133ZM138 109V108H137ZM140 109H141V107H139V110H137L136 111V113H138V111H140ZM151 109V110H150ZM168 110H165V108L163 109L164 111H163V113L164 114H167V113H165L166 111L168 112L169 111V109L170 108H167ZM37 110V109H36ZM118 110V109H117ZM136 110V109H135ZM134 110V111H135ZM150 110V111H149ZM160 109H158V111H159ZM254 110V109H253ZM13 111V110H12ZM15 111H17V110H14V112ZM28 111H29V109H28ZM30 111H31V109H30ZM67 111V110H66ZM124 111H125V109H124ZM127 111V110H126ZM131 111V110H130ZM129 111V112H130ZM155 111V110H154ZM157 110L155 111L156 112V114L158 113H160V112H158ZM162 111V110H161ZM122 112H123V110H122ZM141 112V111H140ZM170 112H171V110H170ZM239 112V111H238ZM119 113V112H118ZM117 113V115H119ZM153 113V112H152ZM241 113V112H240ZM246 113H248V112H246ZM250 113V112H249ZM35 114V113H34ZM41 114V113H40ZM105 114H106V112H105ZM134 114H135V112H134ZM140 114V116H138V114H136L138 117H141L142 115ZM155 114V113H154ZM241 114H244V111L241 113ZM262 113H260V114H258V113H256V115L255 116H253V117H257V116H259V115H261ZM5 115V114H4ZM120 115H122V114H120ZM127 115H128V113H127ZM131 115V118H132V115H133V113H131L130 114ZM136 115H134L133 117L135 118V116ZM153 115V114H152ZM247 114H245V116H246ZM264 115V114H263ZM36 116V115H35ZM156 116H158V115H156ZM245 116H244V119L246 120V118H245ZM50 117V116H49ZM106 117V116H105ZM108 117H109V115H108ZM114 117H116V116H114ZM149 117H150V119L151 120H149ZM153 117V116H152ZM250 117V116H249ZM249 117H247V118H249ZM253 117H251L252 119H253ZM123 118V117H122ZM125 118V117H124ZM240 118V117H239ZM262 118V117H261ZM14 119V118H13ZM138 119V118H137ZM136 119V120H137ZM210 119V118H209ZM242 119H243V116H242ZM242 119H239V120H242ZM243 119V120H244ZM263 119V118H262ZM58 120V119H57ZM122 120V119H121ZM128 120H130L131 121V119H128ZM133 120H135V119H133ZM134 121V122H137V121ZM155 120V119H154ZM155 120V121H156ZM249 120H251L250 118H249ZM256 120V119H255ZM258 120V119H257ZM264 120V119H263ZM263 120H262V122H263ZM52 121V120H51ZM55 121V120H54ZM59 121V120H58ZM109 121V120H108ZM126 121V120H125ZM129 121V123H131ZM209 121V120H208ZM254 121V120H253ZM253 121H251V123L253 122ZM12 122V121H11ZM45 122V121H44ZM57 122V121H56ZM105 122V121H104ZM114 122V121H113ZM124 122V121H123ZM127 122V121H126ZM240 122V121H239ZM243 122V121H242ZM242 122H240V123H242ZM246 123L248 122V120H246L245 121ZM262 122H260V124L262 123ZM16 123V124H17ZM125 123V122H124ZM145 123H147L148 125L147 126H149V128L148 129H146V131H144L143 130V125L145 124ZM153 123H156V124H153ZM239 123V127H241V129L240 130H242V128H244V130H242V131H240V130H238V131H240V132H242L241 134V139L240 140H238L239 142H240V145H239V148H238V151H237V160H236V162H237V164H236V167H235V169L234 168H232L233 169V173H234V177L235 178H237V179H239L240 181L238 182V180H237V184L236 185H238V187L236 188L235 187V189H233V190H231V192L230 193H228V195H227V191L228 190H223L224 188H227L226 186L224 187V186H222V185H224V183H222V185H221V187H222V192H225L226 194H224L225 195V197H226V201H225V199L223 200V201H225V202H228L229 204H230V210L228 209H225L224 208V210H227L226 212L231 216V217H236L239 213H241L242 214V210H244L245 209V207L247 208V206H246V201L247 200H245L247 197H242V192H240L241 190L243 191L244 189H248L250 186H254V187H252L253 189V196H255L254 198L255 199H257V198H259V199H261L262 198V204L260 203V206L262 205V207H263V204H264V202H263V200H264V126H261V125H259L258 123V125L256 124V121H254L253 122V125L254 124H256L255 126H251V127H244L245 125H244V123L243 124H240ZM245 123V124H246ZM13 124H14V122H13ZM22 124H20V125H22ZM37 124V123H36ZM108 124V123H107ZM113 124V123H112ZM121 124V122L119 123V125ZM249 124V123H248ZM18 125V124H17ZM24 125H22V126H24ZM126 125V124H125ZM124 125V127H126ZM211 125V123L209 124V125H207V127L208 126H210ZM240 125H243V127L242 126H240ZM247 125V124H246ZM251 125V124H250ZM264 125V124H263ZM37 126V125H36ZM51 126V125H50ZM135 126V125H134ZM248 126V125H247ZM43 127V126H42ZM144 127H146V125L144 126ZM37 128V127H36ZM48 128H50L53 132H59V129H57V128H55V127H48ZM108 128V127H107ZM114 128H116L115 126L113 127V129ZM120 128V127H119ZM22 129V128H21ZM32 129V130H31ZM39 129V128H38ZM41 129V128H40ZM43 129V128H42ZM113 129H112V131H113ZM205 129V128H204ZM13 130V129H12ZM45 130V129H44ZM46 130H49V129H46ZM45 130V131H46ZM75 130V128H71L69 125L67 126V127H64V130L63 131H65L66 133H68V132H71V131H74ZM80 130V134L78 135V136H75L74 138H75V141L73 142V141H71L72 143H71V145H76L77 144V146L78 145H81V144H83V143H85L86 144V142H88L89 140H90V138L92 137V134H93V132H92V129L91 128H89V127H82L81 129H79ZM119 130V129H118ZM117 129H116V131H118ZM121 130V129H120ZM200 130H201V133H200V135H202V133L203 134H205V135H203L204 137L202 138L203 140H201L200 142H202L203 144H201L200 142L198 143V140L197 139H199V137H200V135H199V132H200ZM23 131H25V130H23ZM36 131H38V130H36ZM43 131V130H42ZM122 131V130H121ZM120 131V132H121ZM144 131V132H143ZM39 132H40V130H39ZM108 132V131H107ZM10 133V132H9ZM14 133V132H13ZM22 133V135H23V132H21ZM25 133V132H24ZM43 135H42V134ZM41 133H38V134H41L42 136H45V133L44 132H41ZM112 133V132H111ZM116 133H118V132H115L114 131V133H113V135L114 134H116ZM123 132H121V134H122ZM198 133V136L196 135ZM235 133H237V132H235ZM3 134V133H2ZM28 134H29V132H28ZM37 134V133H36ZM48 134V133H47ZM121 134H119L118 133V135H119V137L121 136ZM26 135H27V133H26ZM55 135V134H54ZM110 135V134H109ZM112 135V136H113ZM194 135H195V137H194ZM208 135V136H207ZM12 136V135H11ZM25 135H23V137H24ZM41 136V137H42ZM117 135H115V137H116ZM205 136H207V137H205ZM22 137V136H21ZM29 137V136H28ZM32 137V136H31ZM41 137H40V139H41ZM196 137H198L197 139H196ZM19 138V137H18ZM25 138H26V136H25ZM34 138V137H33ZM32 138V139H33ZM36 138V139H37ZM44 138V137H43ZM46 138V140H47V138L48 137H45ZM49 138H51V137H49ZM60 138V137H59ZM94 138V137H93ZM201 138V137H200ZM209 138V137H208ZM24 139V138H23ZM31 139V140H32ZM36 139L34 138V140L36 141ZM54 139V138H53ZM58 139V138H57ZM42 140H45V139H41V141ZM69 140V139H68ZM115 140H117L116 138H115ZM195 140H197V141H195ZM200 140V139H199ZM207 140V139H206ZM209 140H211V141H209ZM19 141V140H18ZM22 142H23V140H21ZM26 141H27V139H26ZM38 141H39V138H38ZM40 141V143L42 144L43 142H41ZM48 141V140H47ZM47 141H46V143H47ZM53 141V140H52ZM54 141H55V139H54ZM233 141H234V139H233ZM28 142V141H27ZM26 142V143H27ZM56 142H58V140L56 141ZM231 142V141H230ZM39 143V144H40ZM46 143H45V145H46ZM52 143V142H51ZM233 143V142H232ZM48 144V143H47ZM200 144L202 145L201 146V148L200 149H198V147L200 146ZM20 145V144H19ZM49 145V144H48ZM58 145V144H57ZM204 145V146H203ZM3 146V145H2ZM27 146V145H26ZM60 146H61V144H60ZM67 146V145H66ZM76 146V147H77ZM94 146V145H93ZM23 147V146H22ZM62 147H64V146H62ZM203 147V148H202ZM204 147H205V150H203L204 149ZM56 148V147H55ZM73 148V147H72ZM23 149V148H22ZM76 149V148H75ZM78 149V148H77ZM1 150V149H0ZM28 150V149H27ZM79 150V149H78ZM65 151V150H64ZM201 151H199V152H201ZM15 152V151H14ZM26 152V151H25ZM54 152V151H53ZM28 153H29V151H28ZM78 153V152H77ZM26 154V153H25ZM32 154H30V156H31ZM80 155V154H79ZM213 155V154H212ZM204 156V155H203ZM209 156V155H208ZM208 156H206V158H209V157H211V154H210V156L208 157ZM215 156H217V155H215ZM213 157V156H212ZM221 157V156H220ZM220 157H218V158H220ZM222 157H224V155L222 156ZM222 157L220 158V160L222 161V160H224V159H222ZM30 158V157H29ZM28 158V159H29ZM32 158V157H31ZM36 158V157H35ZM216 159V160H219V159ZM33 159V158H32ZM32 159H30L29 161H31ZM211 159V158H210ZM215 159V158H214ZM219 160V161H220ZM32 161H34V160H32ZM188 161V162H189ZM205 161V162H204ZM234 162V161H233ZM30 163H32V162H30ZM29 164V163H28ZM34 164V163H33ZM180 164H181V166H180ZM182 164H183V166H182ZM185 164L186 165H189V167L188 166H186V167H184L185 166ZM216 164V163H215ZM82 166V165H81ZM176 166H179V169H177V167ZM198 166V165H197ZM204 166H206V165H204ZM29 167V166H28ZM94 167V168H93ZM181 167L183 168V169H181ZM192 167V166H191ZM199 167V166H198ZM197 167V168H198ZM232 167V166H231ZM31 168H35V167H31ZM172 168V169H171ZM37 169V168H36ZM36 169L34 170V172L36 171ZM90 169V168H89ZM201 169H202V167H201ZM229 169H231V168H229ZM232 169H231V171H232ZM32 170V169H31ZM32 170V171H33ZM84 170H85V168H84ZM86 170H87V168H86ZM170 170V171H169ZM194 171H195V169H193ZM197 170V169H196ZM225 170V169H224ZM223 170V171H224ZM227 170V169H226ZM30 171V170H29ZM42 171V170H41ZM92 171V172H93ZM194 171H193V174H191V176L192 175H195L194 174ZM199 171H201V170H199ZM199 171L198 172H196V175L198 174L199 175ZM89 172H91V171H89ZM170 172V176H171V178H170V176L168 175V173ZM182 172V171H181ZM183 172H184V170H183ZM201 172H204V168H203V171H201ZM217 172H219V174H220V171H216L215 173H217ZM36 173V172H35ZM35 173H31L32 175H33V177L35 176L34 174ZM207 173V172H206ZM206 173H205V175H206ZM211 173V172H210ZM226 173H227V175H225V176H228V171H226ZM38 174H39V172H38ZM96 174V173H95ZM98 174H96L97 176H98ZM166 175V176H165ZM195 175V176H196ZM221 176L223 175V174H220ZM230 175V174H229ZM178 177H179V173H178V175H177ZM207 176V175H206ZM231 177H232V175H230ZM230 176H228V177H226L227 179H230V180H228V182L231 184V182L230 181H232L233 180V178H232V180H231V177ZM32 177V178H33ZM101 177V178H102ZM165 177H167V179H165ZM177 177V178H178ZM190 177V176H189ZM197 177V176H196ZM224 177V176H223ZM148 178V179H147ZM153 178H154V181H153ZM204 178V177H203ZM217 178V177H216ZM35 179H37V178H35ZM34 179V181H33V185H34V187H36L35 186V184H37V186L39 185L38 183H40V181L39 180H35ZM108 179H110V180H108ZM170 179V181H169V183H168V180ZM134 180H132V181H134ZM174 180V179H173ZM188 180V179H187ZM190 180H191V183H192V179L190 178ZM198 180H199V178H198ZM234 180H236V179H234ZM233 180V181H234ZM39 181V182H38ZM98 181H99V178H98ZM109 181L111 182V183H109ZM128 181H131V180H128ZM148 181V182H149ZM154 183H153V182ZM176 181V180H175ZM181 181H183V180H181ZM223 181H224V178H223ZM35 182V183H34ZM38 182V183H37ZM119 182V183H118ZM143 182V181H142ZM148 182H147V184H148ZM149 182V183H150ZM173 182V181H172ZM179 182H180V180H179ZM184 182V181H183ZM182 182V184H184ZM226 182V184H227V181H225ZM175 183H177V181L175 182ZM181 183V182H180ZM180 183L179 184H174L175 186H181L180 185ZM190 183V184H191ZM193 183H194V187L192 188V186H193ZM192 183V185H191V188L192 189H195L196 190V187H197V189L199 188L198 186H197V182H193ZM219 183V182H218ZM228 183V184H229ZM240 183V184H239ZM21 184V183H20ZM101 184H102V181H101ZM101 184H100V186L99 187H101ZM109 184V185H108ZM135 184V183H134ZM167 184H169V185H167ZM187 181H186V184H184V185H190ZM196 184V185H195ZM199 184H201V183H199ZM229 184V185H230ZM114 185H112V186H114ZM137 185H139V184H136L133 188H139V186H137ZM149 185V184H148ZM151 185H149L150 186V188L148 187V186H146V182H145V186H144V191H147L148 190V192L150 191V190H152V187H151ZM215 185H217V184H215ZM229 185H228V188H229ZM236 185H234V186H236ZM250 185V186H249ZM41 186V185H40ZM102 186V187H103ZM111 186V185H110ZM109 187V188H112V189H114L115 190V193L118 195V194H120V196H118L117 197V195H115V193L113 194V195H115L114 197H116V198H118V200L120 199V200H123L125 197H121V196H123L124 195V192H123V194L121 195V191L118 193L117 192V190L115 189V187L113 188V187ZM143 186V185H142ZM155 186H154V189L153 190H156L155 192L156 193H158L157 192V189H155ZM169 186H170V188H169ZM172 186H173V184H172ZM218 187H220L219 185H217ZM231 186H232V184H231ZM233 186V187H234ZM102 187H101V189H102ZM116 187V188H117ZM131 187V188H132ZM181 187H184L183 185L181 186ZM181 187H179L180 188V192H179V194L181 193L182 194V188ZM216 187V186H215ZM218 187H217V190L216 191H219V195L221 196L222 194V192L220 193V190H218ZM31 188V187H30ZM137 188V190H139ZM141 189H143V187H140ZM167 188H165V189H167ZM173 188H174V186H173ZM204 188V187H203ZM227 188V189H228ZM38 190H36V188L35 189H33V190H35V191H39V187L37 188ZM146 189V190H145ZM150 189V190H149ZM162 189V188H161ZM171 189V190H170ZM190 189V188H189ZM188 189V190H189ZM215 189V188H214ZM232 189V188H231ZM246 189V190H247ZM114 190H112V191H114ZM126 190V191H125ZM134 191V190H136V189H130V191ZM163 190L164 189H162V192H163ZM176 190V191H175ZM188 190H186V191H183L184 193L182 194L183 196L184 195H186V192H188ZM191 190V189H190ZM189 190V191H190ZM203 190V189H202ZM204 190H207L206 188L204 189ZM203 190V191H204ZM250 190H251V188H250ZM250 190H247V192L248 191H250ZM251 190V191H252ZM105 191V190H104ZM107 191H109L108 190V188L106 189V192ZM111 191V190H110ZM158 191H160V188L158 189ZM165 191V190H164ZM175 191V192H174ZM192 191H194V190H192ZM192 191H190V193H192ZM216 191L215 192H213V193H215L216 194ZM245 191V190H244ZM99 192H101V191H99ZM141 192H143V191H141ZM151 192L152 191H150V194H151ZM161 192V191H160ZM161 192V193H162ZM205 192V191H204ZM131 193H132V195H131ZM164 193H162L163 195H165ZM171 193H173V195L171 194ZM209 193V192H208ZM239 193H241L240 195H239ZM250 193H252V192H250ZM109 194H111L110 192H109ZM194 194V193H193ZM195 194H196V191H195ZM199 194V193H198ZM201 194V193H200ZM199 194V195H200ZM244 194H248V193H246V192H244ZM102 195H104L103 193L100 195V196H102ZM105 195H107V194H105ZM104 195V196H105ZM138 195H140V193L138 194ZM156 195V194H155ZM157 195H160V193H158ZM203 195V194H202ZM211 195V194H210ZM213 195V194H212ZM211 195V196H212ZM218 195V196H219ZM224 195H223V197H224ZM237 195H239V197L237 196ZM99 196V197H100ZM188 196V195H187ZM191 196V195H190ZM193 196V195H192ZM195 196V195H194ZM206 196H207V194H206ZM214 196V195H213ZM220 196L217 198V194H216V196H215V198L216 199H218V202L219 203H221V205L223 206V201L222 200H219L220 199ZM238 198H237V197ZM248 196H249V199H252L251 197H250V195L248 194ZM107 197H109L110 198V195L108 196L107 195ZM107 197H105V199L103 200V198L101 199V201H105V200H107L108 198ZM135 197V196H134ZM146 197H147V195H146ZM149 197V196H148ZM152 197V196H151ZM163 197V196H162ZM165 197V199L164 198H161V199H164V200H166L167 198ZM179 197H181V195L179 196ZM208 197V196H207ZM257 197V198H256ZM101 198V197H100ZM100 198L99 199H97L96 200V202L98 201V200H100ZM107 198V199H106ZM116 198H112V201H109V203L111 204V206L112 207H110V205H108L107 203H108V201H106L107 203H105V202H101V203H104L103 205H101V206H99L100 204H98V216L100 217V218H102V219H107L109 222L110 221H113L114 222V220H112L116 215H119V214H121V216L123 217V215H122V213H117V212H119L120 211V209L122 210V208L125 206V207H128L129 205H128V203H126V201L124 202V200L123 201H121L120 202V200L119 201H116L117 199ZM128 198H129V196H128ZM154 198V197H153ZM159 198V200H160V196L158 197ZM175 198H172L173 199V201H172V199L170 200L169 199V201L167 202V203H169V202H174L175 201ZM182 198V197H181ZM181 198H180V200H181ZM184 198H187L188 199V197H186V196H184ZM189 198H191V197H189ZM209 198V197H208ZM211 198V197H210ZM213 199H214V197H212ZM18 199V198H17ZM16 199V200H17ZM94 199H96V198H94ZM135 198H133V200H134ZM183 199V198H182ZM194 199V198H193ZM199 199H200V196H199ZM248 199V198H247ZM255 199H252L253 201L255 200ZM20 199H18V201H19ZM126 200V199H125ZM145 200V199H144ZM157 200V199H156ZM189 200V199H188ZM202 200H204V199H202ZM206 200V199H205ZM209 200V199H208ZM215 200V199H214ZM251 200V201H252ZM113 201H116L117 203H119L120 202V206H119V204H117V203H115L116 205H117V210H116V206H115V204L113 203V205L115 206L114 208H115V211H113L114 209H113V205H112V202ZM128 201H130V206L132 207L133 205H132V203H131V199L129 198V199H127V202ZM135 201V200H134ZM138 200H136L133 204H137L136 202H137ZM141 201H143V200H141ZM182 201V200H181ZM181 201L179 202V204L181 203ZM190 201H192V199H190ZM189 201V202H190ZM194 201H196L195 199H194ZM211 201H212V199H211ZM221 201V202H220ZM256 201V200H255ZM255 201H254V204H255ZM258 201V200H257ZM256 201V203H258ZM94 201H92V203H93ZM185 202H186V204H187V201H186V199L184 200V205H185ZM198 203H197V205L200 203L199 201H197ZM210 202V201H209ZM213 202V201H212ZM215 202V201H214ZM213 202V203H214ZM217 202V201H216ZM248 202V201H247ZM21 203V202H20ZM91 203V204H92ZM95 203V202H94ZM122 203H124V204H122ZM126 203V204H125ZM153 203V202H152ZM156 203V202H155ZM154 203V204H155ZM178 203V202H177ZM201 203H202V201H201ZM212 203V204H213ZM252 203L253 202H251V204H249V205H252ZM23 204V203H22ZM146 204V203H145ZM151 204V203H150ZM154 204H152V205H154ZM174 204H176V202L174 203ZM193 204V203H192ZM204 204V203H203ZM17 205V204H16ZM138 205V204H137ZM147 205V204H146ZM157 205V204H156ZM165 205H167L166 203H165ZM169 205H172L171 203L169 204ZM169 205H168V207H169ZM182 205H183V202H182ZM183 205V206H184ZM195 205V204H194ZM201 205V204H200ZM199 205V208L201 207ZM206 205H208V204H206ZM228 205V204H227ZM257 205H259V204H257ZM256 205V206H257ZM22 206V205H21ZM87 206V205H86ZM97 206V205H96ZM96 206H94V209H95V207ZM123 206V207H122ZM144 205H142V207H143ZM148 206H150L151 207V205H149L148 204ZM173 206V205H172ZM179 206V205H178ZM196 206V205H195ZM220 206V205H219ZM253 206V205H252ZM255 205H254V208L256 207ZM91 207V206H90ZM118 207H119V209H118ZM121 207V208H120ZM153 207H155V206H153ZM162 207V206H161ZM164 207V206H163ZM166 207V206H165ZM168 207H166V208H168ZM171 207V206H170ZM186 207V206H185ZM192 207H194L193 205H192ZM216 207H217V205H216ZM227 207V206H226ZM251 207V206H250ZM130 208V207H129ZM129 208H127V209H129ZM135 208V207H134ZM137 208V207H136ZM138 208H140V207H138ZM152 208V207H151ZM166 208H164V210L166 209ZM176 208H177V206H176ZM184 208V207H183ZM248 208H249V206H248ZM253 207H251L250 209H252ZM123 209H125V212H126V214L127 213H129V210H132V208L131 209H129L128 211H126L127 209L126 208H123ZM156 209V208H155ZM173 209V208H172ZM186 209V208H185ZM188 209V208H187ZM195 209V208H194ZM194 209H192V210H194ZM197 209V208H196ZM217 209L219 210V208L217 207ZM119 210V211H118ZM141 210V209H140ZM139 209H138V211H140ZM149 210V209H148ZM158 210V209H157ZM162 210V209H161ZM163 210V211H164ZM177 210H178V208H177ZM200 210V209H199ZM216 210V209H215ZM217 210V211H218ZM249 210V209H248ZM248 210H246L245 209V211H248ZM254 210H256V209H254ZM253 209H252V211H254ZM14 211V210H13ZM89 211V210H88ZM93 211V210H92ZM124 210H122V212H123ZM135 211H136V209H135ZM134 210H133V212H135ZM137 211V212H138ZM143 211V210H142ZM145 211H147V210H145ZM152 211H154V209H152ZM151 211V212H152ZM172 211H174V210H172ZM171 211V212H172ZM176 211V210H175ZM179 211V210H178ZM182 211V210H181ZM229 211V212H228ZM242 211V212H241ZM251 211V210H250ZM261 211V210H260ZM93 212H95V214H91V212H90V215H95V216H97V210H94ZM130 212H132V211H130ZM155 212V211H154ZM159 212V211H158ZM166 212H167V209H166ZM180 212V211H179ZM178 212V213H179ZM145 213V212H144ZM164 213H165V211H164ZM167 213H169V212H167ZM174 213V212H173ZM176 213V212H175ZM183 213V212H182ZM244 213V212H243ZM87 214V213H86ZM88 214H89V212H88ZM136 214V213H135ZM147 214H148V211H147ZM147 214H145V216L147 215ZM149 214H150V216L152 217V215L153 214H156V213H153L152 215H151V213H150V211H149ZM192 214V213H191ZM196 214V213H195ZM89 215V216H90ZM228 215V216H229ZM242 215H244V214H242ZM241 215V216H242ZM92 216H91V219H92ZM160 218H162V217H164V216H160V215H158ZM166 216V215H165ZM193 216V215H192ZM218 217H220V219H221V216H223V214L221 213V215H220V211L218 212V215H217ZM217 216H210V217H217ZM229 216V217H230ZM261 216V215H260ZM122 217H120V218H122ZM200 217V216H199ZM209 217V216H208ZM207 217V218H208ZM209 217V219H214V218H210ZM230 217V218H231ZM238 217H240V216H238ZM238 217L237 218H234V220L236 219H238ZM85 218H86V216H85ZM94 216H93V219L90 221L91 223V225H93L94 223H96L97 224V222H92L93 220H94ZM97 218V219H96ZM95 219L96 220H99V218L98 217H96ZM124 218V217H123ZM122 218V219H123ZM206 218V219H207ZM225 218V217H224ZM257 218V217H256ZM88 219H90V217L88 218ZM102 219H101V221H102ZM117 219V218H116ZM200 219V218H199ZM204 219V218H203ZM208 219V220H209ZM219 219V220H220ZM222 219H223V217H222ZM227 219V218H226ZM232 219V218H231ZM242 219V218H241ZM254 219V218H253ZM258 219V218H257ZM261 219V218H260ZM166 220V219H165ZM165 220H163V221H165ZM170 220V219H169ZM202 220V219H201ZM207 220V221H208ZM216 222H220V221H218L217 219H214ZM213 220V221H214ZM225 220V219H224ZM235 220V221H236ZM247 220V219H246ZM95 221V220H94ZM106 221V220H105ZM105 221H103V223L104 224H106L107 225V223H108V225L106 226V225H103L105 228H108V226H109V224H111V223H109V222H107V223H105ZM117 221V220H116ZM120 221V220H119ZM155 221H156V219H155ZM199 221V220H198ZM223 220H221V222H222ZM239 221V220H238ZM247 221H249V220H247ZM112 222V223H113ZM192 222V221H191ZM205 222V221H204ZM203 222V223H204ZM262 222H264V221H262ZM93 223V224H92ZM116 223V222H115ZM115 223H114V225H115ZM163 223V222H162ZM195 223H197V222H195ZM202 223V222H201ZM210 225L211 224H214V226L216 225L215 223H211V220H210ZM231 223V222H230ZM228 223V224H226L225 225V227L227 228L229 225H232L233 223ZM239 223V222H238ZM250 223V222H249ZM117 224V223H116ZM199 224V223H198ZM204 224H208V223H204ZM217 224H220L221 225V223H217ZM223 224V223H222ZM41 225V224H40ZM95 225V224H94ZM100 225H102V223L100 224ZM166 225V224H165ZM220 225H218V226H220ZM224 225V224H223ZM103 226H99V228H101V227H103ZM204 226V225H203ZM233 226V225H232ZM258 226H259V224H258ZM93 227V226H92ZM97 227V226H96ZM103 227V228H104ZM112 227V226H111ZM199 227H201V226H199ZM208 227H209V225H208ZM213 226H211V230L213 229L212 228ZM216 227V226H215ZM221 227V226H220ZM109 228H110V226H109ZM217 228V227H216ZM224 229V227L222 226L219 230V233L220 232H222V230ZM225 228V229H226ZM256 228V227H255ZM258 228V227H257ZM90 230H91V228H89ZM88 229V230H89ZM93 229V228H92ZM97 229V228H96ZM102 229V228H101ZM198 229V228H197ZM200 229V228H199ZM204 229V228H203ZM202 229V230H203ZM222 229V230H221ZM233 229V228H232ZM98 230V229H97ZM194 230V229H193ZM209 230V229H208ZM213 230H215V229H213ZM256 230V229H255ZM93 231H94V229H93ZM93 231L91 230L90 232H92L93 233ZM110 231V230H109ZM195 231V230H194ZM199 231H201V230H199ZM198 231V232H199ZM217 231V230H216ZM223 231H225V230H223ZM228 231V230H227ZM252 231H253V229H252ZM99 232H100V229H99ZM210 232V231H209ZM249 232V231H248ZM251 232V231H250ZM254 232V231H253ZM260 232V231H259ZM36 233V232H35ZM88 233H89V231H88ZM203 233H205L204 232V230H203ZM258 233V232H257ZM34 234V233H33ZM38 234V233H37ZM197 234V233H196ZM200 234V233H199ZM213 234H215L214 232H213ZM217 234V233H216ZM223 234V233H222ZM227 234V233H226ZM253 234V236H254V233H252ZM260 234H261V232H260ZM259 234V235H260ZM36 235V234H35ZM81 235H83V234H81ZM90 236L91 235H93V234H89ZM204 235V234H203ZM208 235V234H207ZM230 235V234H229ZM246 235H249V234H246ZM244 236V237H247V236ZM250 235H251V233H250ZM87 236V235H86ZM195 236V235H194ZM200 236V235H199ZM215 236V235H214ZM219 236V235H218ZM222 235L220 234V237H221ZM225 236V234L223 235V237ZM227 236V235H226ZM225 236V237H226ZM250 236L251 238H252V241L253 240H255L256 238H258L257 236ZM97 237V236H96ZM197 237V236H196ZM208 237V236H207ZM206 237V238H207ZM213 237V236H212ZM230 237V236H229ZM228 237V238H229ZM250 237H248L249 238V240L248 241H246L245 242V240H247L246 238H244L245 240H243L242 239V241L241 242H245V243H249V245L251 244L252 245V241H251V239H250ZM215 238V237H214ZM253 238H255V239H253ZM88 240H89V238H87ZM192 239H193V237H192ZM207 239H209V237L207 238ZM213 239V238H212ZM233 239H235V237H233ZM233 239H225V241L223 242V244H221V249L219 250V251H221L222 250V252L223 253H225V254H227V253H230L231 251H232V248L233 247H236L235 249H236V252H235V254H234V251H232L233 252V255H235L234 256V258H231V259H233V261L232 260H228V262L230 261V263L232 262V264H234V260H236V262L235 263H239V262H237L241 257L239 256V258L237 257L238 256V253L240 252H244L245 254L246 253H248V251H250V252H252L253 253V251L252 250H254L253 248L256 246L257 248H259L257 245H255V242H254V246H253V248H249L250 246L248 245V246H246V244H244V243H240L239 242V240H238V244L236 245V243H237V239L236 240H233ZM259 239V238H258ZM76 240V239H75ZM87 240V241H88ZM214 240V239H213ZM216 240H217V238H216ZM215 240V242H217ZM224 240V239H223ZM223 240H221V241H223ZM257 240V239H256ZM27 241V240H26ZM90 241H92V240H89V242ZM193 241V240H192ZM197 241H199V239L197 240ZM196 241V242H197ZM202 242H204L203 240H201ZM220 241V240H219ZM221 241H220V243H221ZM261 241V240H260ZM28 242V241H27ZM196 242H195V244H196ZM208 242V241H207ZM214 242V241H213ZM191 243V242H190ZM193 243V242H192ZM200 244H201V242H199ZM209 243H210V241H209ZM219 243V244H220ZM264 243V242H263ZM92 244V243H91ZM195 244H194V246H195ZM204 244V243H203ZM202 244V245H203ZM208 243H206V244H204V245H207ZM215 244V243H214ZM258 244V243H257ZM192 245V244H191ZM197 245V244H196ZM211 245H212V241H211ZM216 245V244H215ZM214 245V246H215ZM261 245V244H260ZM201 246V245H200ZM209 246V245H208ZM251 246V247H252ZM193 247V246H192ZM197 248L199 247V245L198 246H196ZM211 247V246H210ZM209 247V248H210ZM247 247L249 248V249H252V250H249V249H247ZM255 247V248H256ZM263 247V246H262ZM261 247V248H262ZM196 248V249H197ZM200 248V247H199ZM208 248V247H207ZM261 248H259L258 250L256 249L255 250V253H253V254H256V252L257 253H259L255 258L253 257V254L252 255H250V253L249 254H247V255H250L248 258H245L246 259V262L247 261H249V259L250 258H252V260H253V262H255L254 264H256V261H258L257 262V264L259 263V264H264V247H263V249H261ZM183 249V248H182ZM191 249V246H190V248L188 249V250H190ZM194 249H195V247H194ZM201 249H203V248H201ZM234 248H233V250H235ZM245 249V250H244ZM246 249H247V251H246ZM261 249V250H260ZM192 250H193V248H192ZM198 250V249H197ZM212 250V249H211ZM213 250H215V249H213ZM212 250V251H213ZM202 251V250H201ZM206 251V253H207V251L208 250H205ZM210 251V250H209ZM208 251V252H209ZM189 252V251H188ZM231 252V253H232ZM191 253V252H190ZM199 253L201 254V252L199 251ZM205 253V254H206ZM213 253V252H212ZM218 253V252H217ZM231 253L230 254H228V255H231ZM237 253V254H236ZM244 253H241V255H243ZM199 254V255H200ZM207 254H211V253H207ZM244 254V255H245ZM188 256H189V254H187ZM194 255L196 256L197 255V253H195L194 252ZM199 255H197V256H199ZM221 255V254H220ZM237 255V256H236ZM1 256V255H0ZM4 256V255H3ZM188 256H186L187 258H189L190 256H191V254H190V256L188 257ZM197 256L195 257L196 259H197ZM204 256V255H203ZM207 256V255H206ZM210 255H208V257H209ZM215 256H217V255H215ZM252 256V257H251ZM36 257V256H35ZM185 257V256H184ZM226 257H227V255H226ZM230 257V256H229ZM228 257V258H229ZM186 258V259H187ZM205 258V257H204ZM203 258V259H204ZM217 258H219V257H217ZM1 259V258H0ZM7 260H9L8 258H6ZM206 259V258H205ZM215 259V258H214ZM242 259V258H241ZM40 260V259H39ZM42 260V259H41ZM47 260V259H46ZM200 260V259H199ZM211 260V259H210ZM217 260V259H216ZM221 260V259H220ZM251 260V259H250ZM255 260V261H254ZM2 261V260H1ZM3 261H5V260H3ZM188 261H189V259H188ZM201 261V260H200ZM205 261V260H204ZM203 261V262H204ZM224 261V260H223ZM38 262V261H37ZM194 262H197V260L196 261H194ZM199 262V261H198ZM212 262H213V260H212ZM215 262V261H214ZM213 262V263H214ZM5 263H6V261H5ZM14 263V262H13ZM204 263H206V262H204ZM216 263V262H215ZM218 263H220V262H218ZM225 263V262H224ZM223 263V264H224ZM3 264H4V262H3ZM199 264V263H198ZM209 264H211V263H209Z\"/></svg>","mask_w":264,"mask_h":264}]
</instances>
